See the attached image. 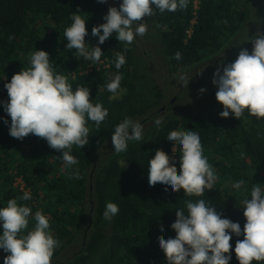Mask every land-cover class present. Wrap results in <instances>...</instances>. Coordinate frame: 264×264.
Here are the masks:
<instances>
[{
  "label": "trees",
  "instance_id": "16d2710c",
  "mask_svg": "<svg viewBox=\"0 0 264 264\" xmlns=\"http://www.w3.org/2000/svg\"><path fill=\"white\" fill-rule=\"evenodd\" d=\"M251 2L188 0L184 10H155L150 17L151 52L167 72L164 81L175 83L183 71L221 55L240 34ZM109 7L108 1L98 0H0V208L25 192L31 195V200L18 203L29 206L32 216L42 210L60 242L51 264H167L158 238L176 235L171 224L176 209L187 214L186 200H205L222 218L239 223L243 230L246 218L241 202L250 198L255 183L264 188V118L249 116L247 110L240 119L219 115L204 119L186 110L166 114L171 103L152 68V55L139 53L135 41L125 52L124 42L115 34L100 45L98 37L91 35L93 26L105 22ZM78 9L86 20V47L98 45L103 52L96 64L77 56L75 49H66L64 31ZM36 50L49 53L55 73L66 76L73 91L77 86L89 88L91 102L108 110L98 132L94 122L88 121L89 144L83 149L73 146L70 154L79 162L71 167H65L61 153L46 140L32 134L23 140L9 135L11 119L4 110L9 97L4 84L30 67V55ZM176 52L181 53L180 60L174 58ZM117 53L126 58L120 69L114 63ZM117 74L123 79L113 96L106 85ZM160 117L162 124L157 127L154 121ZM125 118L143 125V139L129 141L125 152L105 151L115 127ZM173 130L199 135L203 155L218 176L213 189H205L201 197H187L183 189L173 192L159 183L148 184L147 167L157 149L174 157L179 171L181 147L167 140ZM77 170L83 178H70ZM239 180L246 183L236 190L232 185ZM108 202L119 207L111 221L103 217ZM34 225L30 217L29 230ZM238 239L243 235L232 234L229 264H239L234 251ZM6 255L0 249V264Z\"/></svg>",
  "mask_w": 264,
  "mask_h": 264
},
{
  "label": "clouds",
  "instance_id": "9594fccd",
  "mask_svg": "<svg viewBox=\"0 0 264 264\" xmlns=\"http://www.w3.org/2000/svg\"><path fill=\"white\" fill-rule=\"evenodd\" d=\"M98 2L106 3L107 0ZM187 6L188 0H122L119 8L109 7L103 17L105 22L93 26L91 35L98 37L100 45L115 34L119 42H124V51L127 52V45L132 44L136 36L147 34L145 18L153 16L155 10L176 12ZM79 13L78 9L72 14V24L64 31L66 49H75L77 56L96 64L103 52L98 45L91 49L86 47V20ZM249 40L253 46L251 53L247 48H241L234 62L222 65V69L218 67L213 74L212 83L217 86L216 100L223 106L219 113L222 118H229L231 113L240 119L246 110L249 116L264 118V32L258 31ZM174 58L180 60L181 53L176 52ZM114 63L115 68L120 69L126 63L125 55L117 53ZM122 79V75L117 74L106 85L113 96L120 89ZM180 80L188 86L189 81L184 76ZM4 88L9 97L4 103V110L11 119L9 135L23 140L32 134L46 140L49 147L61 153L65 167L79 162L70 154L74 145L83 149L89 144L88 121L94 122L98 132L108 116V110L101 103L91 102L89 88L77 86L73 91L67 77L55 73L49 53L44 50L32 53L30 67L15 73ZM204 91L200 89V92ZM154 122L159 127L162 117ZM142 133L140 122L125 118L111 136L115 152H125L129 141L143 139ZM167 140L181 147L179 171L173 162L174 157L157 149L147 167L149 186L159 183L170 186L173 192L183 189L187 197H201L205 189L212 190L218 176L203 155L199 135L193 131L173 130ZM70 178L83 177L77 170ZM245 183L239 180L232 186L239 190ZM31 198L25 192L22 197L8 200L6 207L0 208V249L8 253L4 264H51L54 251L59 247L60 242L50 231L49 218L43 211H36L32 216L29 206L18 203V200ZM241 203L246 218L243 230L239 223L222 218L205 200H186L187 214L184 209H176V219L171 224L176 235L158 238L167 264H229L232 234L236 237L243 235L242 240L236 241L234 249L239 264L264 262V188L261 184L255 183L250 198ZM118 212V205L108 202L103 217L111 221ZM30 217L35 221L31 230ZM160 231H164L163 226Z\"/></svg>",
  "mask_w": 264,
  "mask_h": 264
},
{
  "label": "rangeland",
  "instance_id": "374dc122",
  "mask_svg": "<svg viewBox=\"0 0 264 264\" xmlns=\"http://www.w3.org/2000/svg\"><path fill=\"white\" fill-rule=\"evenodd\" d=\"M111 7L119 8L122 0H107ZM249 13L240 34H238L224 52L213 60L203 63L196 68L183 71L175 83L164 81L167 78V72L164 71L157 62L158 56L152 51V21L150 17L145 18L147 24V34L143 37L136 36L134 41L137 44L138 52L148 53L152 56L153 70L158 75L160 87L169 95L167 102L170 101L171 106L165 110L166 114L179 113L181 110H186L188 114H200L202 118H212L218 116L223 111V106L216 100V85L212 83L213 74L218 67L234 62L238 57L241 48H247L251 53L252 43L249 38L255 35L258 31L264 32V0H252L249 4ZM136 25L134 24V27ZM153 53V54H152ZM237 55V57H236ZM184 76L189 81L188 86L181 82L180 77ZM168 79V78H167ZM205 89L200 92V89ZM246 112V111H245ZM220 116V115H219ZM230 116H233L230 113ZM234 117V116H233ZM114 149V145L109 143L105 147V151ZM17 184L22 188V184L17 180Z\"/></svg>",
  "mask_w": 264,
  "mask_h": 264
}]
</instances>
